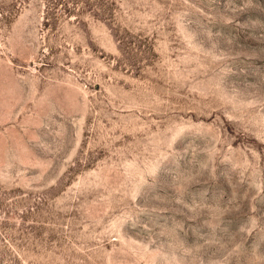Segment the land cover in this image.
I'll return each mask as SVG.
<instances>
[{
    "label": "rangeland",
    "instance_id": "374dc122",
    "mask_svg": "<svg viewBox=\"0 0 264 264\" xmlns=\"http://www.w3.org/2000/svg\"><path fill=\"white\" fill-rule=\"evenodd\" d=\"M0 264H264V0H0Z\"/></svg>",
    "mask_w": 264,
    "mask_h": 264
}]
</instances>
